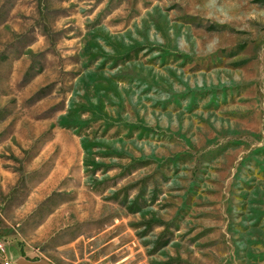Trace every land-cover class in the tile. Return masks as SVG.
<instances>
[{"label": "rangeland", "instance_id": "obj_1", "mask_svg": "<svg viewBox=\"0 0 264 264\" xmlns=\"http://www.w3.org/2000/svg\"><path fill=\"white\" fill-rule=\"evenodd\" d=\"M0 240L264 264V0H0Z\"/></svg>", "mask_w": 264, "mask_h": 264}, {"label": "crops", "instance_id": "obj_2", "mask_svg": "<svg viewBox=\"0 0 264 264\" xmlns=\"http://www.w3.org/2000/svg\"><path fill=\"white\" fill-rule=\"evenodd\" d=\"M81 233H82L81 231L76 232L73 235H71L70 237H68L66 240H64L63 242L53 244L52 247H56L57 245H64V244H66V246H70L69 248L66 249V251H71V250L74 251V255L71 259H73L74 261H77V260L81 259V257L78 256V251L81 247L83 249V245H84L85 240H83L81 243H76V244H73V242L78 241V238L81 235ZM91 237H93V236H91ZM70 244H73V245H70ZM91 246H92V248L87 250V251L85 249H83V253L84 252H85V254L89 253L90 251H92L95 248V246H93V245H91Z\"/></svg>", "mask_w": 264, "mask_h": 264}, {"label": "built area", "instance_id": "obj_3", "mask_svg": "<svg viewBox=\"0 0 264 264\" xmlns=\"http://www.w3.org/2000/svg\"><path fill=\"white\" fill-rule=\"evenodd\" d=\"M0 255H2L4 258H3V261L2 263L3 264H9V259H7L4 255H5V247H4V243L0 240Z\"/></svg>", "mask_w": 264, "mask_h": 264}, {"label": "water", "instance_id": "obj_4", "mask_svg": "<svg viewBox=\"0 0 264 264\" xmlns=\"http://www.w3.org/2000/svg\"><path fill=\"white\" fill-rule=\"evenodd\" d=\"M16 262L20 263V264H29L30 262L24 259H16ZM33 263L36 261H32Z\"/></svg>", "mask_w": 264, "mask_h": 264}]
</instances>
